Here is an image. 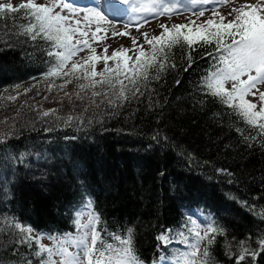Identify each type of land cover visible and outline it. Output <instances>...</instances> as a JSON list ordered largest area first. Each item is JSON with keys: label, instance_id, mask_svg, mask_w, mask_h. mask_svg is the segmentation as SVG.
Masks as SVG:
<instances>
[{"label": "trees", "instance_id": "1", "mask_svg": "<svg viewBox=\"0 0 264 264\" xmlns=\"http://www.w3.org/2000/svg\"><path fill=\"white\" fill-rule=\"evenodd\" d=\"M11 16L0 20V115L12 105L5 99L12 89L28 87L32 94V82L40 79L48 86L45 101L73 105L70 111L54 106L48 116L39 111L27 117L22 109L0 122V264L40 260L34 243H18L21 234L10 222L30 226L36 235L73 234L77 209L87 199L106 240L117 243L109 233L123 237L132 230L141 264L157 259V237L181 228L195 208L223 229L212 244L206 241L207 264H237L241 240L257 246L264 235V137L206 94L202 81L217 63L215 45H194L191 67L189 49L173 47L174 68L166 66L136 96L128 92L129 99L118 100L107 85L82 91L83 79L48 80L55 64L47 55L50 44L21 35L18 26L27 21L21 13ZM100 40L97 55L115 48L104 36ZM67 79L71 83L61 88ZM48 179L55 181L44 184ZM239 264H264V252Z\"/></svg>", "mask_w": 264, "mask_h": 264}, {"label": "snow or ice", "instance_id": "2", "mask_svg": "<svg viewBox=\"0 0 264 264\" xmlns=\"http://www.w3.org/2000/svg\"><path fill=\"white\" fill-rule=\"evenodd\" d=\"M120 2L131 5L133 12H146L157 16L171 15L178 10L176 3L169 0ZM211 2L212 0H191L192 4ZM108 9L113 17L127 13L126 8L116 4L108 5ZM14 13H21L27 21L26 24L18 26L21 35H27L34 41L42 39L50 44L47 55L54 58L55 64L49 69L47 77L83 79L87 83L80 85L82 91L107 85L108 90L115 93L118 100L129 99L128 92L136 96L140 93L141 86H146L150 79H159V74L166 66L174 68L175 64L169 63L173 47L183 44L189 49L187 60L188 67H191V50H194V45H215L217 63L202 81L206 94L217 98L246 125L257 130V135L264 137V0L233 8L228 14L231 19L214 9L213 16L218 19H208L199 25L195 21L171 27L161 25L160 35L149 37L148 33H143L150 50H146L143 44L137 45V41L133 39L134 49H117L108 55V49L104 48L102 56L96 54V49L89 42L90 39L93 42L99 39L98 34L105 31L103 25L113 23L101 10L77 8L67 0H47L46 3L24 0L19 5L11 2L0 3V20L13 19L11 14ZM81 13L84 14L82 19L78 18ZM198 15L202 17L204 12L200 11ZM85 49L91 54L81 61L73 62V58ZM130 51L133 56L128 55ZM110 60L115 62L114 66L109 65ZM100 61L104 67L98 72L96 65ZM65 83H71V79H67ZM60 87L63 88L64 85ZM93 95L101 93L94 91ZM43 115L48 116L49 113L45 112ZM10 223L21 234L18 243L28 244L29 247L33 243L36 245L34 254L40 258L39 264H141L133 246L132 230L129 229L123 237L109 233L117 243L106 240L105 229L99 227L101 219L93 209L91 199L85 200L76 214L75 235L69 232L34 236L30 226L19 222ZM169 231L165 230L157 237L165 247L173 242ZM191 231L194 241H183L191 251L178 258L177 264H207V260L203 258L209 257V251L204 248L201 253L200 245L204 241L212 244L216 235H223V229L213 224L202 230L195 228ZM179 235L183 236L184 233ZM45 238L52 242V246L42 242ZM249 239L237 242V264L246 261L248 257L255 260L264 252V235L258 238L255 248L251 247ZM201 256L203 258L197 259ZM25 264L32 262L29 260Z\"/></svg>", "mask_w": 264, "mask_h": 264}, {"label": "rangeland", "instance_id": "3", "mask_svg": "<svg viewBox=\"0 0 264 264\" xmlns=\"http://www.w3.org/2000/svg\"><path fill=\"white\" fill-rule=\"evenodd\" d=\"M24 0H5V3L7 2H11L13 5H17L18 3L23 2ZM81 1V0H80ZM100 3L99 1H101V4L106 3L107 7L106 9H108V5L110 4H114L113 0H89V2L92 4L93 8H96L97 10H101L100 7H97V2ZM38 3H44L47 2V0H37ZM82 2V1H81ZM257 0H212L210 6L211 8L214 10H218V12L220 14H229L233 8H238L241 7L245 4H254L256 3ZM141 3H143V0H141ZM173 3H176L177 6V11L175 13H173L174 16H181L182 18L185 16H192V15H196L197 13H199L198 10H203L205 9V7H207V4H201V3H197V4H192L191 0H176ZM119 7H124L127 9V11H129L128 13H126V20L125 21H113V23L111 25H103L104 28V32H101L98 34L99 39L95 42H93L90 39V43L92 44V47L94 45H97L96 47H94L96 49V51L99 50L100 46H102V44L98 45L97 42H100L101 38H103L104 36V42H106L108 40V43H106V45H111L113 43H115L116 45H114V49L108 53V55H111L117 48H122V49H134V45H133V39H135L137 41V45L139 44H143L146 48V50H149L148 45L145 43L144 41V36L141 35L140 32L143 33H148L149 37L153 36V35H160V33L162 32V28L160 27L161 25H167L169 27H171L172 25H175L176 23L173 24H168L169 22H160V21H170L173 19H178L181 17H175L172 19H161L158 23H154L151 24L149 26L144 27L143 29L139 30V31H126L125 28H130L133 26H139L142 25L143 22L149 18H153L157 15H151L148 14L146 12H133L132 11V6L131 5H126V4H118ZM140 5H137V7H139ZM76 7V6H74ZM77 8H83V7H77ZM86 9V8H85ZM211 9V13L213 12V10ZM102 11V10H101ZM65 14H67L65 12ZM208 14V13H206ZM83 13L80 14V19L83 18ZM234 15V14H233ZM207 17V16H206ZM206 17H192V18H197V20H193L192 18H187L189 19V21L187 22H182L181 24H186V23H190L191 21H195L196 25H199L201 23H203L204 21H206ZM109 18V16H108ZM111 20V18H109ZM83 26V25H82ZM95 28V24L92 25V30H94ZM148 28H152L153 31L148 30ZM132 30V29H131ZM118 33L117 35H113V33ZM119 33H127L126 35H120ZM114 42H113V41ZM87 49H85V51L80 52L79 55L77 57L73 58V62L76 61H81L82 58L86 57L87 54ZM133 52H129L128 55L132 56ZM113 64V63H111ZM109 64V65H111ZM70 67V66H69ZM104 67V64H97L96 65V70L98 72H100ZM53 79H58L57 77L48 79V80H53ZM66 80H64V82H60L59 86L64 85L63 88L67 87L68 83H65ZM54 83V82H52ZM33 86V92L31 94V92L28 90L27 88H14L11 90L10 94H6L7 96L5 97V99L10 100L12 103L11 107L6 109L5 111H3L0 115V122H3L5 119V121L8 120V118L12 117L13 113L18 112L20 113V111L22 109H27V117H31L33 115H38L39 111H41L42 113L48 112L49 115L52 113L53 111V107H59L61 109V111H65L67 110H72V106L73 104H68V105H64L61 106L56 100H47L45 101V90L48 89L47 86V82L44 79H40V80H35L32 82ZM264 90V89H262ZM14 91V92H12ZM2 95V94H1ZM0 95V96H1ZM5 96V95H4ZM50 99V98H49ZM251 99V97H250ZM2 132V130L0 131V133ZM33 175H35L34 177H43V173H34L32 172ZM32 175V174H31ZM55 180H44V184H50L52 182H54ZM193 218H194V224L193 225H189L188 223H185L184 226L180 229H171L169 231V235L173 238V242L170 243L168 246L171 247H177L178 249L175 250L174 254H175V258L170 259V261L168 260V258L166 259L168 264H177V260L178 258H181L184 254L188 253L191 251V249L187 246V244H185L183 241L185 239H187L188 243H191L194 241L195 237L192 235V229L198 228L200 230L204 229L206 226H208V222L205 219V217L201 216L200 213L198 211H194L192 214ZM165 230L162 232L164 233ZM184 233L183 236H180L179 233ZM161 233V234H162ZM160 234V235H161ZM201 234L203 235V231H201ZM44 244L47 245V240H43L42 241ZM205 244L206 242H202L200 247H201V253H203V250L205 248ZM202 257V256H201ZM201 257H198L197 259H200Z\"/></svg>", "mask_w": 264, "mask_h": 264}]
</instances>
